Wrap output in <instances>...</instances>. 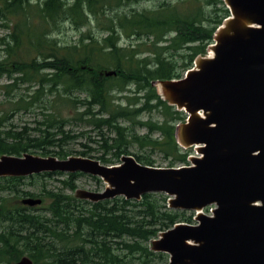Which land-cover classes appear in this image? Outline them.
<instances>
[{
	"label": "trees",
	"instance_id": "trees-1",
	"mask_svg": "<svg viewBox=\"0 0 264 264\" xmlns=\"http://www.w3.org/2000/svg\"><path fill=\"white\" fill-rule=\"evenodd\" d=\"M156 1L0 0V26L8 31L0 38V79L8 81L0 90L9 108L0 109V157L35 153L63 160L76 154L111 166L131 155L154 166L152 155L158 153L168 168L187 165L188 154L175 139V125L186 115L163 102L152 83L182 78L197 56H205L229 12L222 0L159 1L151 9L131 8ZM65 26L77 33L70 44L55 37ZM122 38L139 43L122 46ZM175 57L183 58L181 66ZM109 71L115 75L106 77ZM21 86L27 92L12 96ZM33 107L40 114L32 127L16 129L10 123L4 129L15 114ZM143 114L150 116L147 121H141ZM155 114L159 121L153 120ZM77 123L92 127L96 140L86 138L97 149L68 148L77 138L70 126ZM139 128L145 130L142 136L136 133ZM92 152L100 155L91 157ZM82 176L0 178V264L23 256L34 264H157L164 254L147 245L175 224L192 223L193 213L170 210L162 194L94 204L67 195ZM53 177L62 178L56 179L60 186L47 190ZM38 185L35 193L31 187ZM27 197L48 203L22 206L19 200Z\"/></svg>",
	"mask_w": 264,
	"mask_h": 264
},
{
	"label": "water",
	"instance_id": "water-1",
	"mask_svg": "<svg viewBox=\"0 0 264 264\" xmlns=\"http://www.w3.org/2000/svg\"><path fill=\"white\" fill-rule=\"evenodd\" d=\"M222 2L229 16L215 31L211 55L197 56L180 79L152 83L163 102L187 116L175 139L182 149L196 146L201 157L190 166H146L131 155L113 166L84 157L2 155L0 178L95 177L103 191L75 193L92 204L164 194L170 210L195 212L197 223L175 224L151 241V251L169 256L167 264H264V0ZM19 203L34 208L42 199ZM210 205L209 217L202 210ZM12 264L34 263L23 256Z\"/></svg>",
	"mask_w": 264,
	"mask_h": 264
},
{
	"label": "rangeland",
	"instance_id": "rangeland-1",
	"mask_svg": "<svg viewBox=\"0 0 264 264\" xmlns=\"http://www.w3.org/2000/svg\"><path fill=\"white\" fill-rule=\"evenodd\" d=\"M159 1L160 2L166 1L167 3H170L171 5H174V4L177 3V0H157L156 2H143V3H140L138 5L132 6L131 8H133V9H135L137 11H140L142 9H151L153 7H156V5H157V3H159ZM1 24H2V22L0 21V25ZM7 34H8V31L0 26V38L5 36V35H7ZM55 37H56L57 40L60 41L61 44H70V43H72V42H74L76 40L77 33L71 27L65 26V30H63L60 34L56 35ZM95 37L97 39H99V38H101V35L96 34ZM144 42L147 43L148 40H144ZM138 43L139 42H136L135 40H130L129 41V40L125 39V38L121 39V45L122 46H128L130 44L136 45ZM148 44H149V42H148ZM210 45H212V44H210ZM209 46L206 49V54H205L206 56L210 54L209 52H211ZM140 48L143 49L144 46H141ZM147 55L148 54H144L140 58L142 59V58H144ZM173 60L176 61V63H177L176 65L177 66H181L183 64V58L179 59L178 57H175ZM192 67H193V63L191 64L190 68H192ZM184 73L185 72H183V75H184ZM6 83H8V81L5 78H1L0 79V86L5 85ZM155 90H156V88H155ZM25 92H27L26 91V86H21L19 90L15 91V94H12V96L23 94ZM7 101H8V98L5 96L3 91L0 90V104H1V108L0 109H2V110L9 109L8 105H7L8 104ZM39 114H40V110L37 107H33L31 110L26 111V112L21 110L19 113L15 114L13 119H10L9 121H7V123L4 125L5 126L4 129H9L10 123L12 125H15L16 129H20L22 126L27 125V124H29L32 127L35 117H38ZM152 116H153V120L154 121H156V120L159 121L160 120V115L159 114H155V115H152ZM149 117L150 116L148 114H143L141 116V121H147L149 119ZM178 125H180V124L178 123V124L175 125V130H176V127ZM70 129H71L73 135L77 136V138L68 142V148L69 149H73L74 151L80 152V151H83V149H84L83 145H88L92 149H97L98 148V146L96 144H94L92 142H89V140L86 138V137L90 136L92 139L96 140L95 133L92 132V127L84 126L83 124L77 123V124H71ZM83 133H86L87 135L85 137L84 136L80 137V134H83ZM136 133L138 134V136H142L145 133V130L143 128H139V129H137ZM154 137H156V136H154ZM136 151H137L136 148H134V147L130 148V152L131 153H135ZM182 151H186L187 154L189 155V154H193L194 152H196V149L194 147H192V148L182 149ZM30 154L34 155V156L42 157L39 154H35V153H33V154L30 153ZM90 155H91V157H96V156H99L100 153L92 152ZM47 157H52V156L49 155ZM70 157H82V156H78V155L75 154V155H72ZM44 158H46V157H44ZM84 158H90V157H84ZM90 159H92V158H90ZM152 159L155 161L154 167L167 168L168 163H169L168 160L167 161L162 160L161 156L158 153L153 154L152 155ZM99 162L101 163V161H99ZM178 165L179 164H177L176 166H178ZM107 166H109V165H107ZM56 179L59 180V179H62V178L53 177L51 180H49L47 182L48 183L47 184V190L56 189V188H58L60 186L59 183L56 181ZM75 185H76L75 191H72V192L71 191H67V192H65L67 195H71L74 198H75V193L78 190H84V191H89V192H101V191H103L105 189V186H106L105 184H103L102 181L98 182L97 180L93 179V177L87 176V175H84V176L80 177L76 181ZM40 187L41 186L38 185L36 188H34V187H31V188L33 189V191L35 193H38L40 191ZM162 195H164V194H162ZM47 203L48 202L46 201L41 206H44ZM36 213H39V212H36ZM191 213H193L194 216L192 217V223L189 224V225H196L197 223L194 220L196 218V213L195 212H191ZM147 246L149 247V250L151 251V243L149 245H147ZM151 252H153V251H151ZM156 254H158V253H156ZM168 260H169V256L167 254H164V260L162 262L157 263V264H167Z\"/></svg>",
	"mask_w": 264,
	"mask_h": 264
},
{
	"label": "built area",
	"instance_id": "built-area-1",
	"mask_svg": "<svg viewBox=\"0 0 264 264\" xmlns=\"http://www.w3.org/2000/svg\"><path fill=\"white\" fill-rule=\"evenodd\" d=\"M194 156L199 157V155H197L196 153H194V155H190L189 158L194 157ZM213 211H214V206H213V205L208 206V207L205 209V213H206L207 215H209V216L212 215V212H213Z\"/></svg>",
	"mask_w": 264,
	"mask_h": 264
},
{
	"label": "bare ground",
	"instance_id": "bare-ground-1",
	"mask_svg": "<svg viewBox=\"0 0 264 264\" xmlns=\"http://www.w3.org/2000/svg\"><path fill=\"white\" fill-rule=\"evenodd\" d=\"M210 54L209 55H211V52H209Z\"/></svg>",
	"mask_w": 264,
	"mask_h": 264
},
{
	"label": "flooded vegetation",
	"instance_id": "flooded-vegetation-1",
	"mask_svg": "<svg viewBox=\"0 0 264 264\" xmlns=\"http://www.w3.org/2000/svg\"><path fill=\"white\" fill-rule=\"evenodd\" d=\"M84 96L86 97V94H84Z\"/></svg>",
	"mask_w": 264,
	"mask_h": 264
}]
</instances>
